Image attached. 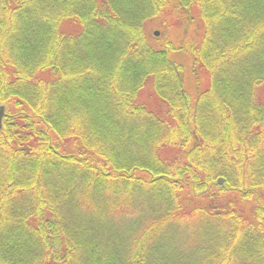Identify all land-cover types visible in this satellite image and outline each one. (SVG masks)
<instances>
[{"label":"trees","instance_id":"trees-1","mask_svg":"<svg viewBox=\"0 0 264 264\" xmlns=\"http://www.w3.org/2000/svg\"><path fill=\"white\" fill-rule=\"evenodd\" d=\"M0 104V264H264V0H0Z\"/></svg>","mask_w":264,"mask_h":264},{"label":"rangeland","instance_id":"rangeland-1","mask_svg":"<svg viewBox=\"0 0 264 264\" xmlns=\"http://www.w3.org/2000/svg\"><path fill=\"white\" fill-rule=\"evenodd\" d=\"M154 31H158L157 36L153 34ZM146 32L147 35L150 36L151 44H153L155 47H159L161 46L162 43L166 41H171L172 39H175L179 35V31H177V24L171 19L170 15L167 12L165 13V11L160 14L157 20H151L146 24ZM184 36L186 35L183 34L181 38H185ZM160 155L168 165H172L176 163L179 158V155L173 149H164L160 152ZM180 194L182 198L186 197V203L188 205H194L198 201L195 198L189 199L190 197L188 198V195L185 194L184 190H182ZM238 205L242 212L248 213L250 208L249 204L239 203Z\"/></svg>","mask_w":264,"mask_h":264},{"label":"water","instance_id":"water-1","mask_svg":"<svg viewBox=\"0 0 264 264\" xmlns=\"http://www.w3.org/2000/svg\"><path fill=\"white\" fill-rule=\"evenodd\" d=\"M153 34L155 36L158 35V31H154ZM6 116V106L4 104H0V130L2 129V123H3V118ZM224 183L223 178H219L216 182L218 186H222Z\"/></svg>","mask_w":264,"mask_h":264}]
</instances>
